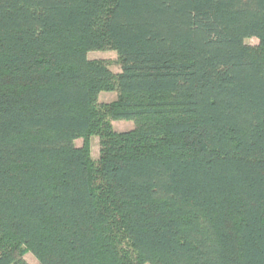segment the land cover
Masks as SVG:
<instances>
[{
    "label": "trees",
    "instance_id": "obj_1",
    "mask_svg": "<svg viewBox=\"0 0 264 264\" xmlns=\"http://www.w3.org/2000/svg\"><path fill=\"white\" fill-rule=\"evenodd\" d=\"M27 252L264 264V0H0V264Z\"/></svg>",
    "mask_w": 264,
    "mask_h": 264
},
{
    "label": "rangeland",
    "instance_id": "obj_2",
    "mask_svg": "<svg viewBox=\"0 0 264 264\" xmlns=\"http://www.w3.org/2000/svg\"><path fill=\"white\" fill-rule=\"evenodd\" d=\"M247 42L250 44H257L258 40L256 38H249ZM89 57L91 58H101L105 59L111 66V68L118 72L121 70V58L117 50L106 47L96 50H91L89 52ZM118 98V92L116 90H104L99 95V102L111 103ZM112 127L117 132H125L133 130L136 126L135 121L132 119H111ZM84 138H78L76 140L77 145L84 144ZM90 142V152L91 157L94 160L99 159L101 152L100 136L92 135L89 139ZM25 259L28 264H40L39 260L34 256L32 252H27Z\"/></svg>",
    "mask_w": 264,
    "mask_h": 264
}]
</instances>
